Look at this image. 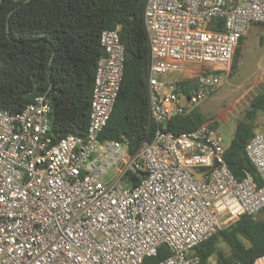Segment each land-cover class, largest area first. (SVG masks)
Returning <instances> with one entry per match:
<instances>
[{"label": "built area", "instance_id": "2783aa9c", "mask_svg": "<svg viewBox=\"0 0 264 264\" xmlns=\"http://www.w3.org/2000/svg\"><path fill=\"white\" fill-rule=\"evenodd\" d=\"M25 3L29 0H11ZM222 20L223 31L209 28ZM148 110L155 126L129 158L128 142L99 137L118 97L125 62L117 30L99 37L84 137L50 136L48 93L20 112L0 110V264H199L198 244L264 208V137L244 145L258 182L237 179L211 122L174 134L170 119L224 84L239 40L264 25V0H147ZM202 69L195 77L189 68ZM182 81H192L188 90ZM121 165L111 184L104 177ZM129 173L133 178L124 182ZM253 264H264V255Z\"/></svg>", "mask_w": 264, "mask_h": 264}, {"label": "trees", "instance_id": "16d2710c", "mask_svg": "<svg viewBox=\"0 0 264 264\" xmlns=\"http://www.w3.org/2000/svg\"><path fill=\"white\" fill-rule=\"evenodd\" d=\"M147 0H0V110L20 112L37 96L48 93L50 136L57 142L67 135L84 137L98 59L104 54L99 37L117 30L125 50L124 73L112 114L100 141L126 140L129 159L143 142L153 138L155 126L148 110V41L143 23ZM223 31L222 20L209 28ZM264 26V25H262ZM242 39L235 50L234 70ZM192 81H182L188 90ZM264 111V93L251 101L237 123L225 151V161L237 179L245 173L258 182L256 170L244 154V145L255 133V118ZM217 124L194 107L166 122L174 134L203 124ZM126 173L124 182L132 180ZM264 213V208L259 211ZM199 264H253L264 255V219L243 215L235 223L198 244L190 252ZM168 256L166 247L144 264H157Z\"/></svg>", "mask_w": 264, "mask_h": 264}, {"label": "rangeland", "instance_id": "374dc122", "mask_svg": "<svg viewBox=\"0 0 264 264\" xmlns=\"http://www.w3.org/2000/svg\"><path fill=\"white\" fill-rule=\"evenodd\" d=\"M189 69V77H195L202 71L197 66ZM259 93H264V26L254 24L243 35L237 64L226 82L195 108L204 118L217 124V130L228 146L237 123L243 119L252 99ZM255 125V132L264 137V111L258 113ZM120 173L121 165L114 167L104 177V182L111 184ZM257 216L264 219L263 212H258Z\"/></svg>", "mask_w": 264, "mask_h": 264}, {"label": "crops", "instance_id": "0c3cea01", "mask_svg": "<svg viewBox=\"0 0 264 264\" xmlns=\"http://www.w3.org/2000/svg\"><path fill=\"white\" fill-rule=\"evenodd\" d=\"M242 45V44H241Z\"/></svg>", "mask_w": 264, "mask_h": 264}]
</instances>
